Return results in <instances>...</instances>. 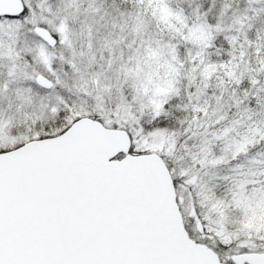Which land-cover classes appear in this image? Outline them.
Segmentation results:
<instances>
[{"label": "snow or ice", "instance_id": "6c2138e0", "mask_svg": "<svg viewBox=\"0 0 264 264\" xmlns=\"http://www.w3.org/2000/svg\"><path fill=\"white\" fill-rule=\"evenodd\" d=\"M0 264H264V0H0Z\"/></svg>", "mask_w": 264, "mask_h": 264}]
</instances>
